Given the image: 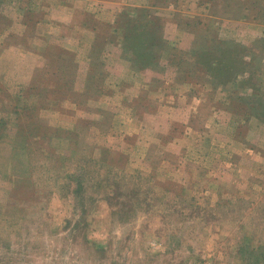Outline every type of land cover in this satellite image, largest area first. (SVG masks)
Here are the masks:
<instances>
[{"label":"rangeland","instance_id":"obj_1","mask_svg":"<svg viewBox=\"0 0 264 264\" xmlns=\"http://www.w3.org/2000/svg\"><path fill=\"white\" fill-rule=\"evenodd\" d=\"M0 264H264V0H0Z\"/></svg>","mask_w":264,"mask_h":264}]
</instances>
